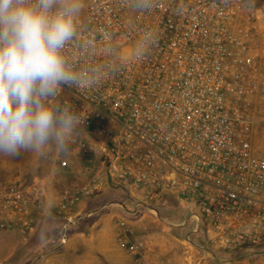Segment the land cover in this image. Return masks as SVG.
<instances>
[{
    "label": "built area",
    "instance_id": "built-area-1",
    "mask_svg": "<svg viewBox=\"0 0 264 264\" xmlns=\"http://www.w3.org/2000/svg\"><path fill=\"white\" fill-rule=\"evenodd\" d=\"M148 3L79 0L75 34L61 51L77 82L47 103L84 117L93 143L78 137L73 147L93 153V179L59 198L56 239L69 241L81 197L112 184L124 195L111 203L134 218L173 208L169 222L191 254L221 264L264 256V157L248 113L262 81L264 0ZM35 191L0 184V230L30 236L46 198ZM118 242L138 264H171L142 241Z\"/></svg>",
    "mask_w": 264,
    "mask_h": 264
},
{
    "label": "clouds",
    "instance_id": "clouds-1",
    "mask_svg": "<svg viewBox=\"0 0 264 264\" xmlns=\"http://www.w3.org/2000/svg\"><path fill=\"white\" fill-rule=\"evenodd\" d=\"M79 12V0H0V154L63 156L83 135L84 117L47 103L77 82L61 51Z\"/></svg>",
    "mask_w": 264,
    "mask_h": 264
},
{
    "label": "rangeland",
    "instance_id": "rangeland-1",
    "mask_svg": "<svg viewBox=\"0 0 264 264\" xmlns=\"http://www.w3.org/2000/svg\"><path fill=\"white\" fill-rule=\"evenodd\" d=\"M257 28V37L259 41L258 53L262 66V81L258 87L256 96L252 99L248 113L253 121L250 129L251 143L255 150L264 157V14L260 16L257 22ZM81 137H86L93 143V136L87 134L84 130ZM89 156H93V153L90 155H83L78 153L74 147H72L67 155L63 156L57 155L51 150H46L43 153L21 151L18 156L14 157L0 154V184L15 186L27 192L35 190V192H42V190H44L46 198L41 197L42 201L34 210V215H37L46 205L50 208L57 206L56 204L59 198L66 191H72L90 183L92 184L93 174L89 175L84 173L83 175V170L89 166H84ZM62 161L67 162V166L64 168L61 167ZM82 166L83 169L81 168ZM105 190L118 193L120 195L119 198L124 195L121 190L114 188L112 184L105 186L100 194H103ZM92 199L93 196L81 197L77 206L72 210L71 215L74 216L76 220L70 229V236L76 231V227L84 231L88 230L86 234L90 233V227H88L86 219H81L83 214H76L80 211L81 206H84ZM168 201H171V199L168 198ZM158 211L160 219L149 212H145L136 217H144L145 221H147L148 226L144 227L145 231L168 232L167 230L170 227L168 222L170 218H177L174 210H170L168 207L161 208ZM59 226L60 224H58V226L55 225L50 230L51 234L55 236L54 241L51 243L55 248L51 251L52 256L66 257L69 255L65 260V262L69 264H109L105 258L97 259V257H93V251L82 241L76 242V246L71 252L74 254H66L64 250L69 242L64 246H60L56 239ZM32 241L34 240L30 238V236L23 238L16 230H0V264H47V258L44 256L43 251L33 250ZM37 241V243H41L40 240ZM117 244L121 247L119 242H117ZM125 251L123 257L119 255L117 256L118 258H115L117 264H120L122 261H127V264H138L136 258H133V254H131L129 250ZM251 261L255 264H264V256L256 257ZM240 264H244V262Z\"/></svg>",
    "mask_w": 264,
    "mask_h": 264
},
{
    "label": "crops",
    "instance_id": "crops-1",
    "mask_svg": "<svg viewBox=\"0 0 264 264\" xmlns=\"http://www.w3.org/2000/svg\"><path fill=\"white\" fill-rule=\"evenodd\" d=\"M87 158L86 163L88 164L85 163L84 166L89 165L87 170H91V174H93V156ZM98 161L100 160L95 158L94 164L100 166ZM81 168L83 169V166ZM119 197L118 193L105 190L103 194L97 193L91 201L80 207V211L76 215H79V213L83 214L81 219H86V223L90 227V233H87V235L86 232L88 230L84 231L76 227V231L69 237V244L64 250L66 254H74L71 252L75 248L76 242L82 241L93 251V257H97V259L105 258L109 264H117L115 258H118L117 256L119 255L123 257L126 252L125 250H127L117 244L118 239L123 237L129 242H144L154 251V257H160L171 264H196L197 260L200 261V264H221L212 258H204V256L189 253L187 245L182 238V232L184 231L175 228L171 222H168L170 226L167 230L168 232L145 231L144 227L148 226V223L144 217L134 218L111 203L114 200L120 199ZM171 202L173 203L174 200L171 199ZM170 210H173V208L170 207ZM34 217L35 226L33 232L30 234V238L34 240L32 241L33 250L43 251L44 256L47 258V264H69L65 262L69 255L66 257L51 255V251L55 249L51 244L55 236L51 234L50 230L61 222L56 206L50 208L46 205ZM172 220L173 217L170 218V221ZM37 240H40L41 243H37ZM252 259L255 258H247L236 264L243 262L244 264H255L252 263ZM120 264H127V261H122Z\"/></svg>",
    "mask_w": 264,
    "mask_h": 264
}]
</instances>
